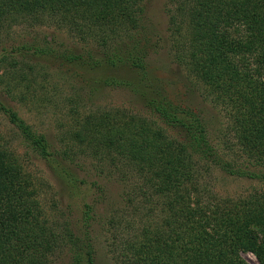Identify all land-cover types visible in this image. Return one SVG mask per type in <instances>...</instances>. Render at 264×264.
<instances>
[{
    "label": "trees",
    "instance_id": "trees-1",
    "mask_svg": "<svg viewBox=\"0 0 264 264\" xmlns=\"http://www.w3.org/2000/svg\"><path fill=\"white\" fill-rule=\"evenodd\" d=\"M144 1L0 0V32L19 19L40 25L59 16L60 26L76 29L83 42L94 45L84 50L19 45L0 55V68L10 65L28 90L49 64L76 74L82 88H129L161 125L104 112L80 115L59 136L65 149L52 150L1 94L0 116L27 148L68 176L72 187L84 181L56 159L65 160L74 150L87 151L99 167L120 175L121 201L136 225L128 221L130 235L112 243L114 264H246L240 252L264 264V190L220 197L205 182L212 169L264 180V0H170L167 9L173 56L206 89L211 103L227 110L232 140H218L230 156L213 143L194 109L174 102L149 77L147 42L139 36ZM18 58H30L35 68L20 75ZM18 158L0 143V264H53L64 252L69 264H95L89 237L93 208L84 206L80 228L50 227L38 189ZM128 185L134 186L125 191Z\"/></svg>",
    "mask_w": 264,
    "mask_h": 264
},
{
    "label": "rangeland",
    "instance_id": "rangeland-1",
    "mask_svg": "<svg viewBox=\"0 0 264 264\" xmlns=\"http://www.w3.org/2000/svg\"><path fill=\"white\" fill-rule=\"evenodd\" d=\"M169 4L170 0L144 1L139 27V36L147 42L148 47L144 67L149 77L152 75L154 81L162 85L174 102L190 107L200 115L207 126L210 139L214 144L219 143V149L230 156L231 151L224 149L221 146L222 141L218 140L219 137L232 140L228 135L227 110H224V104L221 107L214 106L212 99L206 95V89L173 56L172 43L167 32ZM59 18L51 17L50 21L46 20L40 25L19 19L11 26H6L0 32V55L24 44L46 45L60 50L70 47L84 50L94 46L87 38V42H83V35L78 34L76 29L60 26ZM29 59H14L18 67L24 69L20 75L23 72L28 73V68H35L32 66L35 62ZM0 76V94L3 99L35 132L45 136L52 150L60 147L65 149V144L60 145L58 142L59 136L61 133L63 135L66 126L69 127L71 119L80 115L104 112L119 118L141 117L161 125L157 116L129 88L99 84L90 87L85 82L87 89L82 88L76 82V74L64 67L45 65L35 75L30 90L26 89L25 84H18V73L10 65L4 64L0 68ZM96 76L103 77L101 73ZM88 87L93 91L88 92L91 91ZM162 127L167 130V134L176 135L168 127ZM0 132V143L6 142L17 153L24 172L36 185L49 226L54 228L71 223L74 229L80 228L84 206L92 207L89 237L94 248L95 264H114L112 243L130 235L127 232L130 228L125 227L128 221L136 225L134 216L128 215V210L121 201V195H125V192L123 182L117 181L120 175L114 169L109 170L107 165L99 167L101 162L87 151L74 150L68 154L67 160L60 156L56 159L62 167L70 170L71 175L74 174L78 180L84 181L83 184L77 183L76 188L72 187L67 180L68 176L66 179L60 176L47 162L27 148L17 132L1 116ZM208 174L205 182L216 196L233 197L264 190V180L230 177L216 169ZM133 186L128 185L125 191ZM239 257L246 264H259L252 253L240 252ZM68 258L69 255L64 252L59 259L54 258V263L69 264Z\"/></svg>",
    "mask_w": 264,
    "mask_h": 264
}]
</instances>
